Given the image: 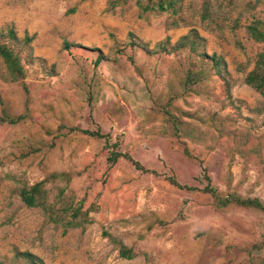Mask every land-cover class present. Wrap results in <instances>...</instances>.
I'll list each match as a JSON object with an SVG mask.
<instances>
[{
	"label": "rangeland",
	"instance_id": "rangeland-1",
	"mask_svg": "<svg viewBox=\"0 0 264 264\" xmlns=\"http://www.w3.org/2000/svg\"><path fill=\"white\" fill-rule=\"evenodd\" d=\"M136 1L0 0V28L15 29L26 69L7 82L0 59V264H31L26 253L45 264H264V212L216 208L202 170L223 197L264 203V94L244 83L264 48L247 27L264 21V4L183 0L173 13ZM193 29L198 50H172ZM190 72L203 75L187 87ZM112 151L148 172L109 162ZM42 181L45 207L27 206L21 190ZM71 203L90 223L55 220L72 217Z\"/></svg>",
	"mask_w": 264,
	"mask_h": 264
},
{
	"label": "trees",
	"instance_id": "trees-1",
	"mask_svg": "<svg viewBox=\"0 0 264 264\" xmlns=\"http://www.w3.org/2000/svg\"><path fill=\"white\" fill-rule=\"evenodd\" d=\"M183 0H137V5L143 10L144 12L150 11H159V12H167L172 11L173 13H178L180 4ZM258 2L264 4V0H258ZM120 3V1H119ZM118 3V4H119ZM117 4V3H115ZM203 17L206 19L208 15L204 13ZM247 33L250 38L258 43L264 44V21L263 20H255L247 27ZM34 37L26 36L23 40L24 44L30 46L31 42L33 41ZM201 37L196 30H191L188 35L182 37L178 43L172 48V50H181L187 47H190L192 51L198 50V44ZM21 43L20 39L15 31L14 28L8 29L6 31L5 28H0V59L4 64V71L2 74L3 80L11 83H18L25 79L26 77V69L23 64V59L20 53H17L13 48L12 44ZM162 51H167L168 47L166 43L159 44ZM132 46L142 47L143 49H147V46H141L136 42L132 41ZM65 48L67 50L71 49L70 44H66ZM208 58L213 63V66L221 78H223L227 85H229V80L227 79L228 71L226 62L223 58L218 57L217 55H213L212 57L204 56V58ZM205 58V59H206ZM101 58L98 59L97 64L101 62ZM203 73L202 72H190L187 75L186 86L189 87L190 84H196L201 81ZM244 83L253 88L255 91L264 94V48L261 52H259L256 56L254 67L245 73L244 76ZM188 93L184 91V94ZM171 120L173 124L176 125L178 131L181 129V123L179 120L172 114H170ZM78 132H81L84 135H89L92 138L98 139H106L107 144L110 141L109 135H103L100 130L97 131H90V130H81L77 129ZM187 156L191 157L189 153H186ZM121 158H124L130 161L137 169L142 170L144 172H148V170L144 169V167L138 162L133 159V157L127 153H121L112 151L111 156L108 158L109 162L117 163ZM200 164L203 167V162L201 161ZM203 170V178L207 181L206 187L203 191L212 196L214 199V204L216 208L222 210L232 205H237L239 207L247 208V209H257L264 212V203H262L257 198H242L237 195H230L228 197H223L221 193L212 185V178L208 173L206 167L202 168ZM64 175L62 174H55L52 175V180L58 179ZM50 180V178H49ZM46 181H42L33 185L30 188H23L20 192V196L22 201L29 207L36 208V207H45L44 198H45V190L44 185ZM172 185L179 189H187L193 190L192 187L181 185L178 183L174 178L171 179ZM65 213H71L72 217L66 220L64 217H60V219H55L66 229H74L85 226L87 223H90L88 219V213L82 211V206H74L72 203L70 207H68ZM66 220V221H65ZM117 242V241H115ZM120 255L124 259L131 260L135 258L136 254L132 249H128L125 245L120 243ZM26 258L29 259L31 264H45V262L30 253L25 254Z\"/></svg>",
	"mask_w": 264,
	"mask_h": 264
}]
</instances>
